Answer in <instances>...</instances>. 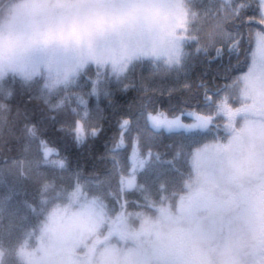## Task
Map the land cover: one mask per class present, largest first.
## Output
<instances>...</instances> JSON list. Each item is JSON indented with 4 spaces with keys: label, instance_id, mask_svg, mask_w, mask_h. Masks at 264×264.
<instances>
[{
    "label": "snow or ice",
    "instance_id": "6c2138e0",
    "mask_svg": "<svg viewBox=\"0 0 264 264\" xmlns=\"http://www.w3.org/2000/svg\"><path fill=\"white\" fill-rule=\"evenodd\" d=\"M0 184V264H264V0H0Z\"/></svg>",
    "mask_w": 264,
    "mask_h": 264
},
{
    "label": "trees",
    "instance_id": "16d2710c",
    "mask_svg": "<svg viewBox=\"0 0 264 264\" xmlns=\"http://www.w3.org/2000/svg\"><path fill=\"white\" fill-rule=\"evenodd\" d=\"M130 99V97H129ZM117 117L116 116H112L110 117V122L109 124L106 126L109 130L107 132L108 136H112L115 131H116V127H117ZM165 142H168L167 140H165ZM13 151L11 153H9V155H17L18 154V149L15 147V142H13ZM89 151L91 152H96V153H103L105 151V146H104V140H98L96 141L91 149L88 148H84V149H70L69 150V155L70 158L73 160V162H79L81 163L82 166H91V161L88 159V153ZM8 183L12 184V183H18L20 187L24 188L27 190V185L28 182L27 181H16L14 177H8ZM3 190V184H0V191Z\"/></svg>",
    "mask_w": 264,
    "mask_h": 264
}]
</instances>
